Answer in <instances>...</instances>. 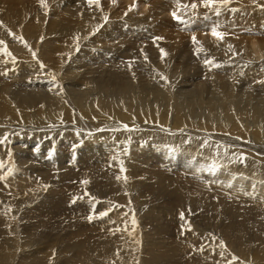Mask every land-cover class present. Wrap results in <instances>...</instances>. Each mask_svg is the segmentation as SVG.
<instances>
[{"label": "bare ground", "instance_id": "6f19581e", "mask_svg": "<svg viewBox=\"0 0 264 264\" xmlns=\"http://www.w3.org/2000/svg\"><path fill=\"white\" fill-rule=\"evenodd\" d=\"M33 1H36L37 5H38V1L40 2V0H0V3L3 4L2 6H4V5L7 6V4H11L8 8H6L5 11L0 10V24L10 26V28H0V41L3 42V43H0V126H4L2 129L4 131V134L0 137V151L5 153L0 158L2 160L7 159L6 161L3 162V164H5L7 168L0 169V177H4V179H0V191H1L0 197L2 196V198H4L3 204H11V206L23 207V206H25L26 203L41 199L42 196H43L42 199L45 196H48L50 198L49 199L50 202H52V199H56V196L50 197L49 193L51 191H54L55 189L58 190L57 188H55L57 186V181L53 183L51 181V178L58 177L59 174H56L55 176H52V177L50 176V177H48V179H46V178L42 179V177L44 176L42 173H37L38 175L32 174L33 176L39 177L38 180H33V181L26 180L25 179L26 177L24 174H16V175L11 174V173H15L17 171H25L28 169H33V170H36V169L41 170L42 169V167L36 168L35 166H33V163L35 161L31 162L30 160H27V159L22 160L20 162H14L16 160L15 158L19 157V156L15 155V149L19 148V146H15L13 141L17 137V135H19V134H14L13 140H11L12 138L10 139V137H12V134L14 133V131H21V130L24 131V134L26 136L31 134L34 138H37L40 140H43L44 138L49 139V138H51L52 133H55L57 131L62 130L63 133L60 134V132H59V140L57 139L58 144L68 143L70 145V147L74 148V149L77 148V146H78L77 150L79 152L82 153V151L79 149H83V150H86L88 152V154H89V155H87V156H89L88 158H91L90 156H91L92 152H98V154H99L98 156H105V159H102V161L104 163L107 162L108 164H110L112 166L111 169L113 168V171L118 172V169H117L118 167L124 168V169H126V171H129V173H126V174H129L128 176L131 180L133 177H135V176H133V177L131 176V175H133V173L131 172L132 167L138 171V172L135 171L136 173H134V175H139V174H141L140 172H142V171H140L141 169L139 168V165H140L139 161H141V159L144 160L143 162L147 161V158H148L147 153L148 152L143 149L144 146L147 145L149 147H154L152 149V151L159 152L160 156H162V157H164V155L166 154L169 164L173 165V167L175 164L172 162V159H176V160L182 159L185 161V164H187L190 168H198L195 165L200 166V164L198 163V162H200L203 164L202 172L199 174H197V172H191L190 174L194 173V174L200 176V177H198L200 179L203 178V176H205L209 180H212L215 183L220 184L221 186L225 187L224 188L225 191H227L229 193H235L239 197L240 196L244 197L245 200H248L247 198H248L249 194L251 193L252 190H254L255 192H257V195L260 196L262 198V200L264 201V156L261 157V155H264V104H260L259 102H256L260 97L258 98L257 96L254 97L251 94H248V93H250L249 92L250 90L246 89V87L248 85V86H251L252 88H255V89L256 88H262L264 90V60L259 61L260 58L263 59V57H264V38L251 35V36H247V37L241 36L242 37V38H240L241 40H239V39L234 40V39H231V37H228L226 35L225 31L222 32L223 29L217 31L219 33H223L222 38L212 39L209 36L210 34H212L210 32H212L213 28L221 29V27H223V26L225 28H227V27H231V26L238 24L237 22H234L233 20H236L234 18H236L235 16H237L239 14V13H237V12H239L238 11L239 8H242V9H240L241 11H243L242 15L245 14L244 12H246V14L248 16H251V17L254 14L258 15V17L256 18L258 20V22H254V23H256V25H257V23L258 24L262 23L263 27H264V0H254L255 4L252 2H249V4L243 3V4H241V7L238 6L237 8H236L234 3H230V4L224 3L223 6L213 7V10L221 9V11L218 12L220 15L218 17V20L219 19L220 20L219 21L217 20L219 23L218 26H217V23L214 24V21L212 22V20L211 21L209 20L208 21L209 25L207 26L208 28L203 27L204 29H206V30L203 29V31H207V32H205V36H203L199 33H197V35H199L198 38L200 40L203 37L205 39H209L206 41V43H204V45H205L204 49H206V47H207L210 50L209 52H210L211 56L213 58H217V62H216L217 64L212 65L211 63H206L205 65H203V66H206L205 68L207 70L205 73H203V77L202 76L200 77L199 74H196L195 76L192 77L193 73L189 74V72H187V70H186V65L181 64L183 72L186 74V77H187L186 80L190 79V81H191L188 83V85H191V87H190V91H189V89L184 90L187 93V96L184 95V97H185V100L187 101L188 107H186V106H184V104H182L183 97L181 95H179V97H178L179 98L178 102H180L182 104L183 109L185 111L183 109H181V107L179 105H178V109H179V111H181L183 113L186 112V115H188V119H185L184 116H181V117L177 116L176 120H175L174 116L169 113L170 110H168V109H170L171 102L166 103V107H162V105H160L157 108H155L156 107L155 103H153V105H151L152 107H149L150 105L147 104V101L142 100L143 103H139V105L141 107L136 109L137 111H135V112L131 111V110L128 111L127 109L129 108V103L124 102L125 105L123 106V111L120 109L110 111L108 109V108H110V106L107 105V103L105 105H103L104 99L102 101V98H101V97H103V98L106 97V95L110 96V97L106 98V100H107V99H112V98L115 99L114 95H117L119 97H123V96H128L129 94H131V96H133L135 94H137V95L141 94L144 96H146L148 94H150V95L154 94L155 95L154 98L156 100H158V101H156V103H161L162 100L163 101L166 100V102H167V97L165 96L164 90L160 89L158 87L159 85L155 84L156 82L155 83H151V82L158 81V80H160V82H162L161 81V73L159 72V70L162 71L167 76H170V75H173L172 74L173 72L171 73V71L173 69L174 70L177 68L181 69V66L176 61L179 58L178 56L181 57V55H182L181 53H182L183 49L181 47L182 45L181 46H180V44L176 45L177 42L174 43L175 40H174V42L172 40H170L175 44L174 46H171L168 44L169 42L168 43L166 42L167 40H165V42H159L160 39H155L158 37V36L155 37V34H153V32H155L156 28H158L159 30H162L164 32V30L167 29V25L169 24V26H170V23H164L162 21L157 26L154 24L155 25L154 28L152 27L153 24L151 21H153V22L156 21L158 19L157 15L158 14L160 15L162 13L161 11L158 13L154 12V11L148 12L147 15H143V13H139L140 16H139V19H137L138 21L133 20L134 18L133 19H131V18L127 19L125 17H123V19H124L123 20L117 15L118 12L117 13L113 12L112 16L114 18V21H113L112 25H110V28L108 27L110 23L107 22L104 26H102L100 28L101 30L98 34V33H96V31L99 28H97V27L101 26V24H102L101 22L104 19L103 16H106V15H104V14L102 15L101 13H99L97 19H95L94 16L91 15L89 17V19L91 21L86 23L77 14V13H80L81 11H84L86 9V7L84 5H81L80 6L81 11H80L77 9L78 5H76V4H74L75 6L72 5V6H68L67 8H65V11L67 12L66 14L61 13V12L56 13L57 11L55 12L56 14H54L51 11H49L50 8L54 6V4H53L55 2L54 0H45L46 6L44 5L41 8V11H40V6L37 9H36L37 6H34V8L29 13L28 9H29V7H31L30 3ZM126 1H131V0H126ZM145 1L147 2V0H145ZM64 2H65V0H64ZM69 2H70V0H68L65 5L69 4ZM146 2H144V3H146ZM62 3H63V1H62ZM219 3H216V4H219ZM144 5L146 6V4H144ZM204 5H206V4H204ZM173 6H176V5H173ZM253 6L256 8V11L253 10L255 12H253L254 14L252 15L251 14V12H252L251 7H253ZM108 9H110V7ZM197 9H199V11H200L199 7ZM206 9H207V7H206ZM248 9H250V10H248ZM38 10H39V12H37ZM45 10H47V14L44 13V12H46ZM59 10L61 11V9H59ZM174 10H175V8H174ZM177 10H179V9H177ZM181 10H179V11H181ZM63 11H64V9H63ZM162 11L164 13L167 10H162ZM21 12H24L25 14L27 12L28 13L26 16L24 14L23 17H21V16L17 17L18 16L17 13L21 15ZM50 12L52 13V15H51V17L48 18V21H44V20L38 18V17L48 16V14ZM107 12L108 11H105V14H107ZM12 13H15L17 15L15 17H17V18H10V15ZM84 13L85 14L87 13L86 10L84 11ZM176 14H177V12H176ZM154 15L156 16L157 19L156 18L152 19V17ZM161 15H163V14H161ZM167 15H169V14H167ZM232 15H234V16H232ZM52 16L54 18H52ZM27 17H29V18H27ZM140 17H142V18H140ZM231 17H233V19H231ZM37 18H38V22L36 23L34 21V19H37ZM160 18H162V16ZM180 18H181V15H180ZM27 19H28V22H27ZM148 20H151L150 21L151 24L149 23ZM246 21L247 20H245V22ZM148 23L151 26H149ZM51 24H54L56 27L60 28V34H61L62 38H65L66 39L65 42H68L69 44H71V46L70 45L69 46L59 45L60 40H55V42L57 43V46L56 47L53 46V48L49 47L45 43L49 38H52V37L54 39H59L58 38L59 34L56 33L53 28H51ZM201 24H202V22H201ZM256 25L252 28H258ZM78 26H80V27H78ZM159 26H160V28H159ZM212 26H214V27H212ZM197 27H198V25H197ZM200 27H201V25H200ZM92 32H94V33L91 34ZM11 33H14L15 37H16V38H13V40H11L12 39V37L10 36ZM90 37H93V38L90 40L91 41L90 43H87V41L90 39ZM165 37H166V35H165ZM255 37H258V38H255ZM236 38H238V36ZM107 39L109 41H107ZM178 41H180V38ZM103 43H105L107 47L105 46V48H104ZM31 46L34 48L31 49ZM92 47L98 48L96 53ZM120 49H122V50L124 49L125 52L122 51V52H124V53H122L123 55L120 54L121 53ZM134 49L139 50L141 54H136V56H135L134 52L131 51ZM161 49L164 50L163 58H161L162 57V53L160 51ZM108 52H111V55H110V57L106 58L105 56H107ZM9 53H10V55H9ZM33 53H35V57L33 56ZM121 58H131L132 60H134L133 61L134 64H131V66H137V67H140V69H142V71H139V70L136 71V72L140 73V75L138 76V81L136 82V84L133 85L131 82L125 81L124 79H122L121 73L125 72L126 68L127 69L129 68V65H127V64L122 65L123 60ZM179 60H180V58H179ZM68 61H71L74 64V66L76 65V68L72 70L71 67L69 69L67 66H65L66 62H68ZM99 61L100 62L104 61V63L112 62V64L115 63L114 64L115 66H113L112 68L110 67L109 70H106V71H104V69L99 70L100 65L93 66L95 63H99ZM39 63H43L44 66L49 68V69H47L46 67L43 66L45 69V72H46V70H49V72H48L49 75H47V76H49V79L53 80V78H54L57 83H55V82H54V84L50 83L48 81V79H46L44 76H42L41 74L38 75V72H36L34 69L35 68H39V69L41 68V65ZM99 64H102V63H99ZM117 65H118V67H116ZM68 66H72V65L69 64ZM81 66H82V68L84 66L87 68H90L91 72L96 73L97 76H95L89 80V83L91 85L89 87L91 88V90H90V88L89 89L83 88L85 91H83V92L79 91L78 92V94L79 93L82 94L81 97L79 99L74 100V98L70 97V95L72 93H74L75 91L74 92L72 91V93H68V91H67L68 87L66 85V82L64 83V80H65L64 78L67 77V79H68L71 76L78 77V75L82 73L81 72L82 69H80ZM91 66H93V67H91ZM102 66L107 67V64L102 65ZM161 66H164V67L161 68ZM25 67H28V70ZM65 67H67L68 70L72 71L75 75L66 74V72H64V69H63ZM151 67L155 68V70H157L156 71L157 73L155 71H150L148 69H145V68H151ZM57 68H60L59 70L61 72V75H60V72L57 70ZM18 69H24L25 70L24 73H22L20 75L23 77H26L25 80H27V79L29 80V82H27L28 86L29 85L38 86V87H35V88H37L38 93L35 92L34 90H33V92L30 93V90L33 87H30V90H25V91L17 93V96H15L16 93L15 94L10 93V90L7 87L8 86L7 84L10 82L7 81L6 78L10 77L12 79L8 78V80L14 82V80L16 78H18V75H19ZM43 72H44V70H43ZM54 73H56V75H53ZM82 75L81 76L79 75V76L84 77ZM88 75H90V74H88ZM173 76H175V75H173ZM171 79L172 78H170V80ZM37 80H40L41 82H37ZM45 80L47 83L42 82ZM160 82H159V84L162 87V84ZM164 82H166V81H164ZM168 82H169V79H168ZM52 84H53V86H52ZM163 84H165V83H163ZM171 84H173V83H171ZM177 84H179V83H177ZM42 85H45L48 88V90L46 91L47 88L42 87ZM85 85H87V84H84V86ZM243 85H244V87H243ZM244 89H246V90H244ZM73 90H75V89H73ZM53 91L59 92V93L56 94ZM258 91L259 90H257V92ZM16 92H18V91L16 90ZM235 94H237L236 95L237 97H235ZM92 96H94V97L91 98ZM169 96H170V94H169ZM129 97H130V95H129ZM76 98H78V97H76ZM159 99H162V100H159ZM115 100L119 101L120 99H115ZM197 100L199 102H197ZM97 101H99V103H97ZM16 102L19 105H22V103H24L25 105L41 103L44 107L45 106L47 107V109L45 110V113L49 114V117L43 112H38L36 114L37 117L34 114L28 116V118L24 121V123L21 126H17L16 124H13V123L10 124V121L14 122L15 120H17V121L19 120L18 116L16 114V111H14L13 107L11 106L12 103H16ZM61 102H63V105H65L66 109L69 112L65 111V107H63V109H62L63 110L62 114L55 112V110L52 106V103L59 104ZM100 105H103V106H100ZM71 108H73L76 111V114L72 113ZM199 108H200V111H199ZM204 109H206V111H204ZM105 114H107L110 117H108V118L104 117L103 115H105ZM172 117H173L174 121H172L170 123V118L172 119ZM73 118H75L74 123L76 124V126L72 125V119ZM106 120H108L109 124L103 123V122H106ZM248 120H253V121H251L249 124ZM85 121H86V124L84 123ZM87 121H89V122L93 121V122L88 124ZM146 122L147 123L151 122V124L154 126L152 127V125H151V126L144 127L143 125L147 124ZM191 125L196 127L193 132L189 131ZM59 128H61V129H59ZM105 128L110 129L112 132L109 133V131H102ZM72 129H74V130H72ZM78 129H83L86 131H83V133H79V132H76ZM151 129H154L156 131L153 134H155V136H157V139L150 141V143H146V140H144V139L149 138V136L151 135V132H148V130H151ZM64 131H66V132H64ZM228 132H230L231 134H229ZM233 133L235 134L234 137L232 136ZM78 135H80L81 139H83L82 141H79L80 139L78 140L76 138ZM162 135H163V137L160 139V137ZM186 135H191V136L187 137ZM248 135H251L250 138H247ZM3 136L5 139H6V136H8V138L10 140L6 141L7 139L5 140L3 138ZM87 136L89 137L88 139H86ZM111 136H115V138L114 139L112 138L113 139L112 140ZM141 137H142V140H141ZM2 138L5 140L4 142H2L3 141ZM166 138H168V140H165ZM52 139H54V138L50 139V145L53 143ZM158 139H160V140L158 141ZM31 140H33V139H31ZM55 144H57V143H55ZM84 148H86V149H84ZM139 152H140V154L138 155ZM16 153L18 154V151H16ZM78 153L75 152L72 154L75 155ZM177 153H181L185 157H183ZM11 154H14V155H11ZM112 154H117V156L114 157V156H112ZM59 155L62 157L64 156L61 154H59ZM10 156L11 157L13 156V158H12L13 160L9 159ZM70 156H72V155H70ZM78 156H79V154H78ZM133 157L135 158L134 161H132ZM100 159H101V157H100ZM66 160H67V158H66ZM116 160H118L120 163H118ZM29 162H30V164H29ZM81 162H83V161L81 160ZM168 162H165V163H168ZM231 162H232L233 166L230 164ZM13 163L18 164V165H16L17 169H22V170L11 169ZM243 163H246L248 165V167L245 165H242ZM71 164H72V162H71ZM100 165H102V164H99L98 166H100ZM24 166H25V168H24ZM21 167H23V168H21ZM5 169H7V171H5L3 173V171ZM145 170L146 169H144V171ZM70 171L73 172V168L65 169V172H62L61 174H64V173L70 172ZM113 171L112 172L108 171L109 173L105 176L106 179L105 180L102 179V180H104L103 182H105V184L107 186L105 184H103V182L98 183L97 182L98 180L95 181L93 184V186H95L99 189H103V190L108 189V188L114 190V188L116 187L114 194H116L117 196L116 195L114 196V194H113L114 197L113 198L111 197L109 199L111 201H110V204H108L109 207H107V208H112L111 206L113 204H115V206H117V205L121 206L120 193L122 194V191H124L126 187H128V189H130V191H131V192L127 191V192H129V194L134 192L136 189V185L133 182L131 183L132 185L130 183H127L128 179L127 180L123 179L124 181L122 179H121L122 181L118 180L117 177H116L117 179H115L114 175L116 173L114 174ZM124 171H123V173H124ZM133 172H134V170H133ZM146 172H148V171L146 170ZM2 173H3V176H1ZM77 173H78V171H77ZM118 173H120V172H118ZM118 173H117V175H118ZM178 175H176V176H178ZM121 176H123V175H121ZM124 176H125V174H124ZM145 176L146 175H144V176L141 175V177H139L142 179V181H139L140 183L143 181H147V183H148V180H149L148 178H150V177L146 178ZM161 176L157 179V181L159 184H164V187H166V184H168V182L165 179H169V178H166L164 176H162V178H161ZM176 176H174V177H176ZM137 179H138V177H137ZM178 179H179V177H178ZM43 181L44 182L47 181L48 183L47 182L46 183L50 187V189H48L47 187L45 188L46 191H44V192L46 194L42 193V190L44 189V185H43L44 182ZM134 181H136V180H134ZM178 181L174 182L175 188L172 187V190L181 189L180 187H178L179 186ZM182 181H183V179H181V182ZM165 182H167V183L165 184ZM184 183H186V182H184ZM27 184H39V186L42 185L43 187H42V190H40L41 188L39 186L36 188H33V190H32L33 194H32V193H30L31 191L30 192L27 191V188L29 187ZM128 184L130 186H128ZM120 185H122V187H121L122 191H120ZM170 186H168V187H170ZM199 187H201V186L199 185ZM38 188H40V189H38ZM212 188H215V187H212ZM201 189H203V188H201ZM88 190L91 192L90 196L95 195L94 197H96V195L98 194L97 193L98 191L95 193L94 190H92L90 188ZM188 191H191V190L189 189ZM209 191H210V189H209ZM77 192L82 193V194L86 193V191H83V190L77 191ZM135 194L138 195V192H136ZM195 195H196L195 190H193L192 192H188V193L184 191L182 195L176 194L175 200H176L178 206H180L183 203H184V205L185 204L191 205V203H193L195 206H198L201 204V200H200V198L196 197ZM155 196L159 197V195H155ZM208 196H206V197H208ZM94 197L92 198V201H95L97 199L99 200L101 197L104 199V196L101 194L98 195V198H94ZM244 198H242V199H244ZM231 199H232V196H231ZM14 200H17V201L14 202ZM215 201H217V200L215 199ZM236 201H237V199H236ZM205 202L208 203L210 206H212L214 203L213 200L210 198H205ZM101 203H103V202H101ZM149 203L152 204L150 206V209H154L153 208L154 207L153 202H151V200L148 201L147 199H145L143 202H141L139 204L137 203V201H134L131 204L132 207H130V208H132L131 211H133L136 215L137 214L139 215L141 213V211L144 210L143 206H145V205L148 206ZM161 203H164V201ZM216 204H218V203H216ZM220 205H222V206L221 207L215 206V204L213 206H215L216 209L220 210L224 214L223 216H225V218L228 220L227 221L228 227H226L224 224V228L225 227L229 228V230L226 231L223 229L224 230L223 231L221 229L223 231V234L224 233L227 234L228 231H233V229H235V227L238 225L237 229L241 230L240 232H242V235H241V233H240V235L242 238H244V236L247 233V225L242 223L241 221H239L238 218L241 217L243 219L250 218L252 220L253 219L257 220V217L260 214L259 211L257 210L256 204L255 205L252 204L251 206H248L247 202L246 203L242 202V205H239L238 208H236L237 206L235 207V206L229 204L228 202H227V204H224V205L220 204ZM120 209H121V211H120ZM139 209L141 211L136 212V211H139ZM16 210H17V208H16ZM122 210H123V208L121 206L120 208L116 209L115 213L109 214L107 218L105 217L106 221H104L103 225L107 226V223H110L111 221L114 223H115V221H116V223L122 221L123 217H125L124 215L125 214L127 215V209L125 210V208H124L125 211H122ZM164 211H166V210L164 209ZM169 211H171V210H169ZM163 215H164V213H163ZM223 216H222V218H224ZM128 217L131 218L132 216L130 215ZM39 218H40V216H39ZM130 218H128V219H130ZM154 218H155L154 220H156L157 216ZM241 218H239V219L241 220ZM6 219H8V218H4V220H6ZM124 219L126 220L127 218H124ZM175 219H177V218H175ZM133 220H135L136 223L139 221V220H137V218H135V216L131 220L130 223H133ZM8 222H11V221L9 220ZM102 222L103 221H101V223ZM157 222L160 223L159 221H157ZM179 222H181V220ZM182 223H183V225L185 224L184 222H182ZM257 223H255V224H257ZM146 224H148V223H146ZM135 225H137V224H135ZM191 225H193V224L191 223ZM191 225H189V226H191ZM137 226L134 228V230L131 227L129 230L127 228L128 232L126 234H128L130 236L129 238L132 241H134V239H136L138 236L139 237L141 236V233L138 232L139 229H137ZM209 227H207V228H209ZM213 229H214V227H213ZM257 229H258V227H257ZM261 229H263V232H264V228H262V226H261ZM4 230H5V228H4ZM6 230H8L7 227H6ZM182 230H184V229H182ZM259 230H260V228H259ZM210 231H212V230L210 229ZM216 232H217L216 234H218L220 236V234H219L220 232H218L217 230H216ZM237 232H235V234L234 233L233 234L236 235ZM259 232L261 234L262 230H260ZM29 233L32 234L31 231ZM114 233H116L114 235V238H113L114 240L115 239L119 240V238L124 236V233H117V231ZM144 233L146 235V232H144ZM208 233H210V232L208 231ZM232 233H231V235H232ZM10 234H11V232H10ZM97 234H99V233H97ZM189 234H191L194 237H200L201 236L200 234H202V233H200L199 230H194V231L192 230V233H189ZM212 234H214V232ZM238 234L239 233H237V235ZM6 235H8V233ZM11 235L13 237V234H11ZM34 235H36V234H34ZM202 235L206 236L205 234H202ZM227 235H229V234H227ZM254 235L256 236L255 233L253 234V236ZM214 236H215V234H214ZM4 237H5V235H4ZM14 237H15V235H14ZM144 237H143L144 244L142 243V248L145 247L144 250H146V252L147 251L150 252L151 257H148L147 259L141 258L137 264H157L156 259L158 258V255L154 252V250L155 249L160 250L161 253H162V251L164 252V250H163L164 248L162 247L163 245L160 246V243L155 238H154L155 239V241H154L152 239H149V238H151V237H149L148 239L152 240L151 242H149V241H146V236H144ZM237 237L239 238V236H237ZM89 238H91V237L89 236ZM190 238H192V237H190ZM211 238L213 239V237H211ZM211 238L209 240L208 239L207 240L211 241ZM215 238H216V236H215ZM85 239H87V237ZM91 239H93V241H94L95 238H91ZM254 239H255V237H254ZM200 240H202V239H200ZM215 240H217V239H215ZM234 240H236V239H234ZM237 240H239V239H237ZM100 241H102V240H100ZM262 241L263 240H261L260 242H262ZM89 242H90V240H89ZM108 242L109 241L106 240V241H104V244L101 243V247H99V245H98V247H96L95 245L92 246V244H90V246L92 247V249H94L96 251V253L99 256H101V254H103L104 257L108 256L112 260L115 259L116 257H119L118 262L117 263L114 262L115 264H133L135 262V258H137V257H133L132 256L133 254L130 255L128 253V248L126 246L117 247L114 242H110L112 244H109ZM198 242L199 241H197V244H198ZM214 242H216V241H214ZM232 242H233V239H232L231 243ZM241 242H239V243H241ZM258 242H259V240H258ZM208 243L211 244V242H208ZM243 243H241V244H243ZM157 244H158V246H157ZM232 245H233V243H232ZM238 245H240V244H238ZM85 246H86V244H85ZM135 246H137V245H135ZM217 246H218L217 243H213V246L209 247L207 252L209 254H213V256H214V254H217L220 251H222V247H217ZM247 246H249V245H247ZM133 247H134V245L132 246V248ZM140 247H139V245L137 246V248H140ZM215 247H217V248H215ZM239 247H238V249H239ZM254 247H255L254 248L255 258L264 263V241L262 243H259V244L257 243V245H255ZM223 248H225V247H223ZM203 249H204V245H203ZM227 249H228V247H226V249H224L225 252ZM134 250H135V248H134ZM168 250H170V249H168ZM109 251H111V254L107 253ZM137 251H139V249ZM241 251H243V250H241ZM247 251H249V250H247ZM222 252H221V254H223ZM136 253H139V252H136ZM143 253H145V252L143 251ZM173 253H174V251H173ZM0 254H1L0 263L1 264H8L9 260H10L8 255H6V254H8V252L5 254L3 249L0 248ZM160 254H159V256H160ZM209 254H207V255H209ZM229 255H230V253H229ZM227 257H228V255H227ZM228 259H229V257H228ZM108 264H110V262Z\"/></svg>", "mask_w": 264, "mask_h": 264}, {"label": "rangeland", "instance_id": "374dc122", "mask_svg": "<svg viewBox=\"0 0 264 264\" xmlns=\"http://www.w3.org/2000/svg\"><path fill=\"white\" fill-rule=\"evenodd\" d=\"M54 1H53L54 6L51 7L49 10L54 14L60 13V12L66 14L67 12L65 11V8H67L68 6H72L74 4L78 5L77 9L81 11L80 6L84 5L86 7L85 10L87 13L85 14L84 13L85 10H84V11H81L80 13H77V14L86 23L91 21L89 19V17L91 15H93L95 19L98 18L99 13H101L102 15L103 14L106 15V16H103L104 19L101 22L102 24L104 22L105 23L103 25L100 23L101 26L97 27V28H99L96 31V33H98V34L101 30L100 28L102 26H104L107 22L110 23L108 26L110 28V25H112V23L114 21V18L112 16L113 12L114 13L118 12L117 15L121 19H123V17H125L127 19H130V18L133 19L134 18L133 20L138 21L137 19H139V16H140L139 13H143V15H147L148 12L154 11V12L158 13L161 11L162 12L161 14H163V15L158 14L157 15L158 19L156 18L155 15L152 17V19L156 18L157 19L156 21L153 22V21H151L152 19L148 20V21H149V23H150V21L152 22L153 28L155 27V25L157 26L162 21L164 23H170V26L168 24L167 29L164 30V32L162 30H159L158 28H156V30H155V32H153V34H155V37L158 36L159 38L160 37L162 38V39H160L159 42H165V40H167L166 42L167 43L169 42L168 44L171 46H174L175 45L174 43H176V42H177L176 45L177 44L178 45L180 44V46L182 45L181 46L183 49V51L181 53L182 55H181V57L178 56L180 58V60L177 57L178 59L176 61L180 66H181V64L186 65L187 72H189V74L193 73L192 77L195 76L196 74H199L200 77L201 76L203 77V73H205L207 71L205 68L206 66H203L206 64L205 61H211L212 65L217 64L216 63L217 58H213L211 56V54L209 52L210 50L207 47H206V49H204V46H205L204 43H206V41L209 39H205L203 37L200 40L198 38L199 35H197V33L205 36V32H207V31H203V29L209 25L208 24L209 20L210 21L212 20V22L214 21V24L217 23V26H218V24H219L218 21L220 20V19L218 20V17L220 16L218 12L221 11V9L213 10V7L223 6L224 5L223 0H219V1L218 0L217 1L216 0H210V2L207 5H204L205 0H187V1L186 0H147V2L145 0H131V1H126V0H98V3L94 2L91 4H89V0H70L69 4H67V5H65V4L67 3L68 0L67 1L65 0V2H64V0H54ZM62 1H63V3H62ZM144 2H146V3H144ZM249 2H252L255 4L254 0H228L227 3H229V4L234 3L236 8H237L238 6L241 7V4H243V3L249 4ZM216 3H219V4H216ZM30 4H31L30 6L32 8L29 7V9H28L29 13L34 8V6H37L36 9L40 6V11H41V8L44 6L39 1H38V5H37L36 1H33ZM144 4H146V6ZM193 4L196 5L195 8L192 7ZM2 5L3 4L0 3V10L5 11L6 8H8L11 4H7V6L6 5L2 6ZM173 5H176V6H173ZM109 7H110V9H108ZM198 7L200 8V11H199V9H197ZM206 7H207V9H206ZM58 8L61 9V11ZM174 8H175V10H174ZM63 9H64V11H63ZM177 9H179V10L182 9V10L179 11ZM240 9H242V8H239V10H238L239 12H237L239 14L237 16H235L236 18H234L236 20H233L234 22H237L238 24L231 26V27H227V28H225L223 26V27H221V29H216V30L218 31V30L223 29L222 32L225 31L226 35L228 37H231V39H234V40H236V39L241 40L240 38H242L244 36L245 37L251 36V35L264 38L263 24L257 23V25H256V23H254V22H258V20L256 19L258 17V15L253 13L256 11V8L254 6L251 7V10H252L251 14L252 15L254 14L252 17L248 16L246 14V12H244L245 14L243 13L244 15H242L243 11H241ZM162 10H167V11L163 13ZM248 10H250V9H248ZM253 10H255V11H253ZM45 11L46 12H44V13L47 14V10H45ZM105 11H108L107 14H105ZM174 11L177 12V16L180 17V15H181L180 20H177L173 17L172 13ZM37 12H39V10ZM51 12L48 14V16L38 17V18H40L44 21H48V18L51 17V15H52ZM27 13L25 14L24 12H21V15L17 13L18 16L15 13H12L10 15V18H17L19 16L23 17V15L25 14V16H26ZM167 14H169V15H167ZM15 16H17V17H15ZM161 16H162V18H160ZM232 16H234V15H232ZM27 18H29V17H27ZM38 18L34 19V21L36 23L38 22ZM52 18H54V17L52 16ZM140 18H142V17H140ZM231 19H233V17H231ZM245 20H247V21L245 22ZM27 22H28V19H27ZM201 22H202V24H201ZM149 23H148V25H149ZM197 25H198V27H197ZM200 25H201V27H200ZM255 25L258 28H252ZM149 26H151V25H149ZM78 27H80V26H78ZM212 27H214V26H212ZM0 28H10V26L0 24ZM51 28H53L55 30V32L59 34L58 35L59 39H54L53 37L49 38L45 42L49 47L53 48V46L54 47L57 46V43L55 42V40H60L59 45H66V46L70 45L71 46V44H69L68 42H65L66 41L65 38H62V36L60 34V28L56 27L54 24H51ZM159 28H160V26H159ZM204 30H206V29H204ZM93 33L94 32H92L91 34H93ZM210 33H212L209 35L210 38H212V39L218 38L217 36L213 35V32H210ZM165 35H166V37H165ZM10 36L12 37L11 40H13V38H16L14 33H11ZM237 36H238V38H236ZM193 37H195V42L193 41ZM92 38L93 37H90V39L87 41V43H90L91 42L90 40ZM179 38H180V41H178ZM255 38H258V37H255ZM170 40H172L173 42L175 40V42L173 43ZM107 41H109V40L107 39ZM105 46H106V44L103 43L104 48H105ZM33 48L34 47L31 46V49H33ZM92 48L95 50V53H96L98 48H94V47H92ZM120 50H121L120 54L125 52L124 49L123 50L120 49ZM122 51H124V52H122ZM131 51L134 52L135 56H136V54H141L140 51L137 49H134ZM110 55H111V52H108L107 56H105V57L106 58L110 57ZM121 59L123 60L122 65L123 64L129 65V68L128 69L126 68L125 72L121 73L122 79H124L125 81L131 82L133 85L136 84V82L138 81V76L140 75V73L136 72V71L137 70L142 71V69H140V67H137V66H131V64H134L133 63L134 60H132L131 58H121ZM260 59H259V61H263L264 57H263V59L262 58H260ZM68 63L70 65H72L73 67L68 66L69 65ZM71 63H72L71 61H68V62H66L65 66H67L69 69L71 67V69L73 70L76 68V65L74 66V64L73 63L71 64ZM99 63H102V64H99ZM99 63H95L93 66L100 65L99 70L104 69V71L109 70L110 67L112 68L113 66H115L114 65L115 63L112 64V62L104 63V61H101V62L99 61ZM39 64L41 65V68L40 69L39 68L34 69L36 72H38V75L41 74L46 79H48V81L50 83H53V84H54V82L57 83L55 79L50 80L49 76H47V75H49L48 74L49 70H46V72H45L44 67H46V66H44L43 63H39ZM106 64H107V67L102 66V65H106ZM93 66H91V67H93ZM67 67L63 68L64 72H66V74L75 75L72 71L68 70ZM116 67H118V65ZM162 67H164V66H161V68ZM25 68L28 70V67H25ZM47 69H49V68H47ZM59 69L60 68H57V70L60 72ZM80 69H82V71H81L82 73L79 75L81 76L83 74L82 76H84V77H80L78 75V77L71 76L68 79H67V77L64 78L65 79L64 83L66 82V85L68 87V89H67L68 93H72V91L73 92L75 91L74 92L75 94L72 93L70 95V97H73L74 100L79 99L81 97L82 94H80V93L78 94L79 91L83 92V91H85L84 89L90 88L89 86H91V85L89 83V80L91 78L97 76L96 73L91 72L90 68H87L85 66L82 68V66H81ZM145 69H148L150 71H155V72L157 71L153 67L145 68ZM181 69H182V66H181ZM181 69L177 68V69H175V70L173 69L171 71V73L173 72L172 74L175 76H173V75L167 76L166 74H164L162 71L159 70V72L161 73V81L163 83H165L166 85L163 84L162 82H160V80L151 82V83L156 82L155 84H158L159 85L158 87L160 89L164 90L165 96L167 97V102H166V100L163 101L162 99H159V100H162L161 103H156V101H158V100H156L154 98L155 97L154 94H152V95L148 94V95L144 96V95H141L139 93L140 95L135 94L133 96H131V94H129L130 97H129V95L123 96V97H119L117 95H114L115 99H120L119 101H117L113 98L107 99L108 100L107 101L106 98L110 97V96L106 95V97H104V98L101 97L102 101L104 99L103 105H105L107 103V105L110 106V108H108L110 111L116 110V109H120L123 111V106L125 105L124 102H128L129 108L127 110L128 111L131 110V111L135 112V111H137L136 109L141 107L139 105V103H143L142 100H146L147 104L150 105L149 107H152L151 105H153V103H155L156 104L155 108H157L160 105H162V107H166V103L171 102L170 109H168V110H170L169 113L174 116L175 120H176L177 116H179V117L184 116L185 119H188V115H186V112L183 113V112L179 111V109H178V105L181 107V109H183L182 104H184V106L188 107L187 101L185 100V97H184V95L187 96V93L184 90L189 89V91H190V87H191V85H188V83L191 82L190 79L186 80L187 79L186 74L183 72V69L182 70ZM43 70L46 74L43 72ZM24 71H25L24 69H18L19 75H18V78H16L15 80L13 79L14 82L8 80V78L9 79H12V78H10V77L6 78L7 81L10 82L7 84L8 85L7 87L9 88L10 93H14V94L16 93L15 96H17V93H19V92H22L25 90H30V87H33L30 90V93L33 92V90L35 92H37V88H35V87H38V86H31V85L28 86L27 82H29V80L28 79L25 80L26 77H23L20 75V74L24 73ZM88 74H90V75H88ZM53 75H56V73H54ZM60 75H61V72H60ZM164 77L166 79H164ZM170 78H172V79L170 80ZM168 79H169V82H168ZM67 81L68 82L70 81V82L68 83ZM164 81H166V82H164ZM37 82H41V81L37 80ZM42 82L47 83L46 80L42 81ZM159 82L162 84V87L159 84ZM171 83H173V84H171ZM177 83H179V84H177ZM53 84H52V86H53ZM84 84H87V85L84 86ZM42 87H46V86L42 85ZM243 87H244V85H243ZM15 89L18 92H16ZM73 89H75V90H73ZM246 89L250 90L249 91L250 93H248V94H251L254 97L257 96L258 98L260 97L256 102H259L260 104H264V93H263L264 90L262 88H256L255 89V88H252L251 86L247 85ZM246 89H244V90H246ZM47 90H48V88L46 89V91ZM90 90H91V88H90ZM257 90H259V91L257 92ZM53 92L56 94L59 93V92H55V91H53ZM169 94H170V96H169ZM179 95H181L183 97L182 104L180 102H178ZM236 95L237 94H235V97H237ZM76 97H78V98H76ZM93 97L94 96H92L91 98H93ZM197 102H199V101L197 100ZM97 103H99V101H97ZM103 105H100V106H103ZM11 106L13 107L14 111H16V114H17L19 120L18 121L15 120L14 122L10 121V124L13 123V124H16L17 126H21L24 123V121L28 118V116H30L32 114H34L36 116V114L38 112L45 113V110L47 109V107L46 106L44 107L41 103H39V104H27V105L22 103V105H19L16 102V103H12ZM52 106H53L55 112L59 113V114H62V111H63L62 109H63V107H65V105H63V102H61L59 104L52 103ZM65 111L69 112L66 109V107H65ZM71 111L73 114H76V111L73 108H71ZM199 111H200V108H199ZM204 111H206V109H204ZM46 115L49 117V114H46ZM103 116L106 118L110 117L107 114H105ZM172 121H174L173 117H172V119L170 118V123ZM251 121H253V120H248V123L250 124ZM74 122H75V118L72 119V125L76 126V124ZM87 122L89 124L93 121H90V122L87 121ZM84 123L86 124V121ZM103 123L109 124L108 120H106V122H103ZM149 123H147L143 126L144 127L151 126L152 125L151 122H149ZM153 126L154 125H152V127ZM3 127L4 126H0V137L4 134V131L2 130ZM195 128L196 127L191 125L189 131L193 132ZM59 129H61V128H59ZM72 130H74V129H72ZM83 131H86V130L78 129L76 132L83 133ZM102 131H109V133L112 132L108 128H105ZM59 132H60V134L63 133L62 130L57 131L55 133H52L51 138H54V139H52L53 143L51 145H50V139L51 138H49V139L44 138L43 140H40V139L34 138L31 134L26 136L24 134L23 130L14 131V133L12 134V137H10V139L12 138L11 140H13V138H14L13 135L19 134V135H17V137L13 141L15 146H19V148H20V149L19 148L15 149V155L19 156L18 157L19 159L16 157L15 158L16 160L14 162H20L22 160L27 159V160H30L31 162L35 161L33 163V166H35L36 168L42 167L41 170H39V169L38 170L37 169L36 170L28 169L25 171H17L15 173H11L12 175L24 174L26 177L25 179L31 180V181L39 179V177L32 175V174H37V173H42L44 175L42 177V179H44V178L48 179V177L55 176L56 174H59V176L51 178V181L53 183L57 181V186L55 188L58 189V190L53 189L54 191H51L49 193L50 197L56 196V199H52V202L49 201L50 198L48 196H45L43 199H42V197H43L42 196L41 199L26 203L25 206H23V207H15V206H11V204H3L4 198H2V196L0 197V205H1L0 206V234H1L0 235V248L3 249L5 254L8 252V254H6V255H8V257L10 259L8 264H108L109 262H110V264H115L118 262L119 257H116L115 259L112 260L108 256L104 257L103 254H101V256H99L96 253V251L94 249H92V247L90 246V244H92V246L95 245L96 247H98V245H99V247H101V243L104 244V241H106V240L109 241L108 242L109 244H112L110 242H114L117 247L126 246L128 248V253L130 255L133 254L132 255L133 257H137V258H135V262L133 263V264H137L141 258L147 259L148 257H151L150 256L151 253L148 251L146 252V250H144L145 247L142 248V243L144 244V241H143L144 236H146V241L151 242L152 240L155 241V239H156L160 243V246L163 245L162 247L164 249L163 248L162 249L164 250V252L162 251V253H161L160 250H156V249L154 250V252L158 255V258L156 259L157 264H205V263L206 264H225V263L226 264H259V263L264 264L263 262H261L255 258V252H254V248H255L254 246L257 245V243L259 244V243H262L264 241V232H263V229H261V226H262V228H264V226H263L264 225V205H263L264 201L262 200V198L260 196L257 195V192H255L254 190H252L251 193L249 194V196L247 198L248 200H245L244 197H241V196L239 197L235 193H229V192L225 191V189H224L225 187L221 186L220 184L215 183L212 180H209L205 176H203V178L200 179V178H198L200 176H198L194 173L190 174L191 172H197V174L201 173L203 170V164L202 163L198 162L200 164V166L195 165L198 168H190L187 164H185L184 160L172 159V162L175 164L173 167V165L169 164L166 154L164 155V157H162V156H160L159 152L152 151V149L154 147H149L147 145H145L143 148L145 151L148 152L147 153V157H148L147 161L143 162L144 160H142V159H141V161H139V163H140L139 168L141 169L140 171H142V172H140L141 174H139V175H134V173H136L138 171L132 167L131 172L133 173V175H131L132 174L131 172H130L131 173L130 175L132 177L133 176H135V177H133L131 180L128 176L129 174H126V173H129V171H126V169L123 168L125 170L123 173V171H121L120 167L117 168L118 172H120V173L113 171V168L111 169L112 166L110 164H108L107 162L104 163L102 161V159H105V156H98L99 155L98 152H92V154L90 156L91 158H88L89 157V156H87V155H89L88 152L86 150H83V149H79L82 151V153L79 152L77 150L78 146H77V148L74 149V148H71L68 143L58 144L57 139L59 140ZM64 132H66V131H64ZM148 132H151V135L149 136V138L144 139V140H146V143H150V141L157 139V136H155V134H153L156 132L154 129L148 130ZM228 133L231 134L230 132H228ZM78 136L80 137V135H78ZM78 136L76 138L78 140L80 139L79 141H82L83 139H81V137L79 138ZM186 136L188 137L191 135H186ZM232 136L234 137L235 134L233 133ZM250 136L251 135H248L247 138H250ZM162 137H163V135L160 137V139ZM3 138H4V136H3ZM3 138H2V140H3L2 142H4L6 139H7L6 141L10 140L8 138V136H6V139L4 138L5 140ZM88 138L89 137L87 136L86 139H88ZM112 138L114 139L115 136H111V139ZM31 139H33V140H31ZM160 139H158V141ZM141 140H142V137H141ZM165 140H168V138H166ZM55 143H57L58 145ZM84 149H86V148H84ZM16 151H18V154L16 153ZM75 152L78 153L79 156H78V154H75V155L72 154ZM4 154H5L4 152L0 151V157L3 156ZM59 154L64 155V156L62 157ZM139 154H140V152L138 153V155ZM177 154H180L181 156L185 157L181 153H177ZM11 155H14V154H11ZM70 155H72V156H70ZM112 156L116 157L117 154H112ZM263 156L264 155H261V157H263ZM100 157H101V159H100ZM12 158H13V156L12 157L10 156L9 159H12ZM66 158H67V160H66ZM134 159L135 158L133 157L132 161H134ZM6 160H2L0 158V169L7 168L6 165L3 164V162ZM81 160L83 162H81ZM116 161L118 163H120L118 160H116ZM71 162H72V164H71ZM165 162H168V163H165ZM29 164H30V162H29ZM99 164H102V165L98 166ZM230 164L232 165V162ZM16 165H18V164L13 163L11 169L22 170V169H17ZM242 165H245L248 167V165L246 163H243ZM21 168H23V167H21ZM24 168H25V166H24ZM69 168H73V172L70 171V172H66L64 174H61L62 172H65V169H69ZM144 169H146L148 172H146V170L144 171ZM76 170L78 171V173ZM133 170H134V172H133ZM5 171H7V169H5L3 171V173ZM108 171L109 172L113 171L114 174L116 173L114 175L115 179L120 177L118 179L120 181H122L123 179L124 180L128 179L127 183L131 184L133 182L136 185V189L134 192L129 194V192H131L130 189H128V187H126L125 190L122 191V188H121L122 185H120V191H122V194L120 193V196H121L120 199L122 200V201L120 200V203H121V206L123 208L122 211H125L127 209V215L128 216L131 215L132 217L130 218L125 214L124 215L125 217H123L122 221L117 222V223H116V221H115V223L111 221L110 223H107V226H105L103 224H104V221H106V218L108 217V215L111 213H115L116 209L121 207L119 205L115 206V204H113L111 206L112 208H107V207H109L108 204H110V201H111L109 199L111 197L113 198L116 195V194H114L116 187L114 188V190L109 189V188L103 190V189H99V188L93 186L94 182L97 180H98L97 181L98 183L99 182L102 183L106 179L105 176L109 173ZM3 173L1 176H3ZM117 173H118V175H117ZM120 174L123 176H121ZM124 174H125V176H124ZM175 174L176 175L179 174V175L176 176ZM141 175H143V176L146 175L145 176L146 178L150 177V178H148L149 179L148 183H147V181H143L141 183L139 182V181H142V179L139 178V177H141ZM161 175L166 177V178H169V179H165L168 182V184H166L167 182H165L166 187H164V184H159L157 181V179ZM162 176H161V178H162ZM174 176H176L177 178ZM137 177H138V179H137ZM178 177H179V179H178ZM180 178L183 179L182 182H181ZM102 179H104V180H102ZM134 180H136V181H134ZM83 181H88V183L84 184V183H82ZM176 181H178V185H179L178 187H180L181 189L172 190V187H174V182H176ZM46 182L47 181L44 182L45 184L43 183V185H44L43 190H42V187H43L42 185L39 186V184H27L29 186L27 188V191L28 192L31 191L30 193L33 194V191H32L33 188H36L39 186L41 189L40 188H38V189L42 190V193L44 194L45 193L44 191H46V189H45L46 187L48 189H50V187L47 184L48 182L47 183ZM184 182H186V183H184ZM103 184H105V182H103ZM199 185L201 187H199ZM128 186H130V185L128 184ZM168 186H170V187H168ZM212 187H215V188H212ZM220 187L221 188L223 187V188L221 189ZM89 188L94 190L95 193L98 191L97 192L98 194L96 195V197H94L95 195L90 196L91 192L88 190ZM201 188H203V189H201ZM189 189L191 191H188ZM209 189H210V191H209ZM82 190L86 191V193L82 194V193L77 192V191H82ZM193 190L196 191L195 196L200 198L201 204L198 206H195L193 203H191V205H186V204L184 205V203H183L180 206H178L177 202L175 200L176 194L182 195L184 191L188 193V192H192ZM127 191H129V192H127ZM136 192H138V195L135 194ZM100 194L104 196V199L101 197L99 200L97 199L95 201H92L93 197L98 198V195H100ZM113 194H114V196H113ZM155 195H159V197L155 196ZM230 195L232 196V199H231ZM206 196H208V197H206ZM205 198L212 199L214 202L213 205L215 204V206H219V207L222 206L220 204L224 205V204H227V202L229 204L235 206V207L237 206L236 208H238L239 205H242V202L243 203L247 202L248 206H251L252 204H254V205L256 204L257 210L259 211L260 214L257 217V220L256 219L252 220L250 218L243 219V218L239 217V218H241V220H240L238 218L239 221H241L242 223L247 225V233L244 236V238L241 237V235H242V232H240L241 230L237 229L238 225L235 227V229H233L234 232L228 231L227 234H229V235H227L226 233H224L225 234L224 235L223 231L229 230V228H226V227H228V222H227L228 220L225 218V216H223L224 214L220 210L215 208V206H213V205L210 206L208 203H206ZM242 198H244V199H242ZM145 199H147L148 201L151 200V202H153L154 207L153 206L152 207L154 209H150V206L152 204L149 203L148 206H146V205L143 206L144 207L143 211H141L140 209H139V211H136V212L141 211V213L139 215L138 214L136 215L133 211H131L132 208H130V207H132L131 206L132 202L137 201V203L139 204V203L143 202ZM215 199L217 201H215ZM236 199H237V201H236ZM16 201L17 200H14V202H16ZM163 201H164V203H161ZM101 202H103V203H101ZM216 203H218V204H216ZM16 208H17V210H16ZM124 208H125V210H124ZM164 209L166 211H164ZM169 210H171V211H169ZM120 211H121V209H120ZM104 212H106L107 215L101 216L100 213H104ZM163 213H164V215H163ZM181 213H183V215H184V219H183L184 221L180 217ZM39 216H40V218H39ZM134 216L139 221L137 223L136 222L130 223L131 220L134 218ZM156 216H157L156 220L159 221L160 223H158L156 220H154L155 219L154 217H156ZM222 216L224 218H222ZM3 217L8 218V219L4 220ZM89 217H92V219L89 220ZM124 218H127V219L125 220ZM128 218H130L131 220ZM175 218H177V219H175ZM7 220L8 221L10 220L11 222H8ZM180 220H181V222H179ZM101 221H103V222L101 223ZM182 222H184L185 224L183 225ZM146 223H148V224H146ZM191 223L193 225H191ZM255 223H257V224H255ZM133 224L134 225L137 224L138 226L137 225L134 226ZM224 224L226 226L225 228H224ZM189 225H191V226H189ZM136 226H137V229H139L138 232L141 233V236L140 237L138 236L136 239H134V241H132L129 238L130 236L126 233L130 229V227L133 228V230H134V228ZM6 227L8 230H6ZM207 227H209L212 231H210V229ZM213 227H214V229H213ZM257 227H258V229H257ZM4 228H5V230H4ZM127 228H128V230H127ZM259 228H260V230H262L261 234L259 232L260 231ZM182 229H184V230H182ZM221 229L222 230L224 229V230L222 231ZM192 230L193 231L199 230L200 233L205 234L206 236L200 234L201 235L200 237H194L191 234H189V233H192ZM216 230L218 232H220L219 233L220 236L218 234H216L217 233ZM9 231L11 232V234H13V237ZM30 231L32 234L29 233ZM116 231H117V233H124L125 237L122 236L121 238H119V240H116V239L114 240L113 238H114V235L116 234L114 232H116ZM208 231L210 233H208ZM6 232L8 233V235L9 234L10 235L9 236L6 235L7 234ZM144 232H146V235ZM213 232H214L216 238H215L214 234H212ZM232 232L234 234H235V232H237L239 234L237 235V233H236V235H234ZM97 233H99L100 235ZM231 233H232V235H231ZM240 233H241V235H240ZM254 233L256 234V236L255 235L253 236ZM34 234H36V235H34ZM4 235H5V237H4ZM14 235H15V237H14ZM89 236L91 238H95L94 241H93V239L89 238ZM237 236H239V238ZM86 237H87V239H85ZM149 237H151V238H149ZM190 237H192V238H190ZM211 237H213V239ZM254 237H255V239H254ZM148 238L152 239V240H149ZM210 238H211V241H208ZM200 239H202V240H200ZM215 239H217V240H215ZM232 239H233V242H232L233 245L231 243ZM234 239H236V240H234ZM237 239H239L240 241ZM89 240H90V242H89ZM100 240H102V241H100ZM258 240H259V242H258ZM261 240H263V241L260 242ZM197 241H199L198 244H197ZM207 241L211 242V244L208 243ZM214 241H216V242H214ZM221 242H223L224 246H221ZM239 242H241V243L244 242V243L241 244ZM213 243H217V245H218L217 247H222L223 252L220 251L219 253L214 254V256H213V254H209L207 252L208 248L212 247ZM85 244H86V246H85ZM238 244H240V245H238ZM133 245H134V247L132 248ZM135 245H137V246L139 245V247L140 246L141 247L137 248V246H135ZM203 245H204V249H203ZM247 245H249V246H247ZM157 246H158V244H157ZM217 247H215V248H217ZM223 247H225V248H223ZM226 247H228V249L229 248L230 249L229 250L227 249L225 252L224 249H226ZM238 247H239V249H238ZM134 248H135V250H134ZM138 249H139V251H137ZM168 249H170V250H168ZM241 250H243V251H241ZM247 250H249V251H247ZM143 251L145 253H143ZM173 251H174V253H173ZM136 252H139L140 254L136 253ZM221 252L223 254H221ZM107 253L111 254V251H109ZM158 253L159 254L161 253L160 256ZM229 253H230V255H229ZM207 254H209V255H207ZM226 254L228 255L229 259H228ZM0 257H1V254H0Z\"/></svg>", "mask_w": 264, "mask_h": 264}, {"label": "snow or ice", "instance_id": "6c2138e0", "mask_svg": "<svg viewBox=\"0 0 264 264\" xmlns=\"http://www.w3.org/2000/svg\"><path fill=\"white\" fill-rule=\"evenodd\" d=\"M94 2L98 3V0H89V4L94 3ZM209 2H210V0H205V4H206V5H207ZM223 2H224V3H227L228 0H223ZM40 3H41L42 5H45V0H40ZM45 6H46V5H45ZM192 7L195 8L196 5L193 4ZM130 10H131V9H130ZM172 15H173V17H174L175 19H177V20H180V19H181L179 16H177L176 12H173ZM212 32H213V35H214V36H217L218 38H222V37H223V33H219V32H217V30H216L215 28H213ZM155 39H162V38L157 37V38H155ZM193 41L195 42V37H193ZM0 43H3V42L0 41ZM160 51H161V53H162V57H161V58H163L164 50L161 49ZM9 55H10V53H9ZM33 56L35 57V53H33ZM205 63H211V61H205ZM162 78H163V77H162ZM53 79H54V78H53ZM164 79H166V78H164ZM121 171H124V169L121 168ZM0 179H4V177H0ZM118 179H119V177H118ZM82 183L87 184L88 181H83ZM100 215H101V216H104V215H107V213H106V212H104V213H100ZM180 217H181L182 220L184 219V215H183V213L180 214ZM91 219H92V217H89V220H91ZM133 223H135V220H133ZM221 246H224V245H223V242H221Z\"/></svg>", "mask_w": 264, "mask_h": 264}]
</instances>
